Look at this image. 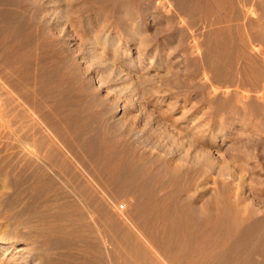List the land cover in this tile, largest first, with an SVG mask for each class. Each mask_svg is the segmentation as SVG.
Wrapping results in <instances>:
<instances>
[{"label":"rangeland","instance_id":"374dc122","mask_svg":"<svg viewBox=\"0 0 264 264\" xmlns=\"http://www.w3.org/2000/svg\"><path fill=\"white\" fill-rule=\"evenodd\" d=\"M30 103L56 120L62 155L41 147L79 191L60 202L82 214L58 223L102 258L60 247L29 264H166L139 238L145 199L196 218L264 206V0H0V110Z\"/></svg>","mask_w":264,"mask_h":264},{"label":"bare ground","instance_id":"6f19581e","mask_svg":"<svg viewBox=\"0 0 264 264\" xmlns=\"http://www.w3.org/2000/svg\"><path fill=\"white\" fill-rule=\"evenodd\" d=\"M31 105V112L25 113L24 111L21 115L0 110V203L3 206L0 219H6L0 222V264H26L28 260L26 252L33 251L34 257H40L44 256L42 252L47 251L48 255L45 254L47 257L53 251H58L60 247H63L64 251L59 255L66 259L83 258L89 254L96 259H101L100 251L88 245V240L85 242L88 246L82 249L70 242V237H74L75 232L78 231L76 226L75 231L71 225L58 223L64 219L66 214L71 216L67 213V208L74 207L75 212L82 214L75 201L67 202V204L60 202L64 195H69L65 192V188L72 191L73 196L79 191H75L71 180L63 178L60 170L57 171L55 166L49 162L48 156L41 147L42 142L45 141L50 151L60 153L58 144L56 145V138L60 134L54 123L56 120H52L51 123L50 120H46L48 114L46 117L40 114V108L36 103ZM45 132L48 134L44 135ZM66 134L62 133V136ZM140 182L145 183L146 181ZM136 185L138 183L134 186ZM140 185L141 188L142 184ZM148 188L146 189L149 190ZM8 190H12V193ZM139 193L138 197L142 194ZM154 195L156 194L152 193V196ZM159 199L157 201L149 199L153 200V203H148L146 199L138 202L140 211L138 212L141 216H138L136 221L138 219L140 221V218L145 221L147 218L146 224L138 222L139 225H144L142 230H140L142 225H137L140 228L138 232L141 231L142 235V238H139L144 246L148 247L143 250L146 249L150 256H154L157 251L156 257L161 255L159 258L163 257L166 264H264V206L260 210L252 209L247 214H242L238 210L226 211L229 208L223 209L222 207V211H217L218 213L212 215L214 208L212 210L207 208L204 217L202 215L196 218L195 210L188 205L189 203L184 205L182 202H175L168 195ZM15 203L21 207L15 209L14 206L18 207ZM52 211L55 214H51ZM149 212L153 214L152 217L150 215L151 218L146 217ZM226 213L229 214L228 217ZM51 218L52 222L49 221ZM136 221L132 222L136 223ZM221 224L227 227L224 225L223 230H220ZM217 225L220 226L219 229L216 228ZM23 227L30 229L29 232L34 233L35 236L32 237L35 238L32 243L18 247L15 243L21 244V241L27 239V233L24 234ZM129 232H132V236L134 235L132 230ZM27 235L29 236L30 233ZM136 236L134 235L133 238L130 236V238L134 239ZM142 239H145L146 244ZM84 240L86 236L83 237L82 241ZM14 244L15 246L11 247ZM209 244L211 247L208 248ZM138 247L136 245V248ZM228 250L229 254H227ZM161 261V264H165L163 260Z\"/></svg>","mask_w":264,"mask_h":264}]
</instances>
